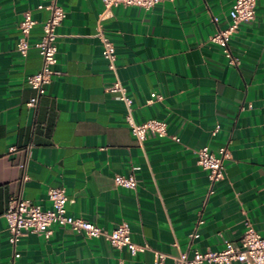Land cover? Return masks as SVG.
I'll use <instances>...</instances> for the list:
<instances>
[{"label":"crops","instance_id":"1","mask_svg":"<svg viewBox=\"0 0 264 264\" xmlns=\"http://www.w3.org/2000/svg\"><path fill=\"white\" fill-rule=\"evenodd\" d=\"M43 2L0 0V264L12 253L4 216L10 198L22 193L49 208L50 187H64L74 199L69 214L108 229L127 221L136 242L169 255L236 241L246 219L264 236V0L256 20L231 36L238 67L210 41L229 24L234 0L112 7L103 27L136 121H166L180 138L149 135L143 145L126 122L124 102L107 90L114 75L96 36L102 0H59L67 16L56 29V73L39 105L28 106L34 91L27 76L42 65L35 43L48 15L38 8ZM27 10L38 23L24 56L17 44ZM153 92L163 99L149 103ZM227 143L225 177L212 187L197 150ZM132 172L135 189L115 185V175ZM19 249V264H154L152 251L133 256L58 225L49 237H23Z\"/></svg>","mask_w":264,"mask_h":264},{"label":"built area","instance_id":"2","mask_svg":"<svg viewBox=\"0 0 264 264\" xmlns=\"http://www.w3.org/2000/svg\"><path fill=\"white\" fill-rule=\"evenodd\" d=\"M105 5V12L100 15L97 37L102 44V53L107 61L109 70L113 73L114 79L107 87V90L116 94L126 107V122L131 133L143 145L149 135L155 137H171L175 141H180L177 135L169 134L166 121L159 119H148L138 123L133 114V98L128 95L127 88L123 84L117 64L116 48L113 40L104 30L103 21L110 14L112 7L118 5H138L145 9H152L156 4L164 0H102ZM260 0H234L230 9V22L225 28H218L210 36V41L219 45L226 57L229 65L238 67L239 58L235 55L230 45L231 36L238 31L243 22H252L257 18V3ZM39 9L48 12L43 21V35L36 41L35 46L39 49L42 57L40 69L27 76V84L34 91L28 106L37 107L40 99L46 94L47 88L52 81V76L56 73L54 66L57 63V27L67 16L66 10L60 5L59 0H45L38 5ZM219 18L214 16L213 21L218 22ZM38 21L33 16L31 10L24 12L19 28L21 37L17 44V50L24 56L30 48V33ZM160 93H151L149 103L154 100H162ZM217 129L213 132L215 133ZM17 147H12L11 151H16ZM198 163L208 171L209 179L212 183L222 180L225 177V161L231 158L229 143L219 147L218 151H213L209 146H204L197 150ZM22 169L27 168V163H21ZM24 179H27L25 175ZM115 185L135 189L138 185V178L132 172L130 174H117L114 177ZM213 188L210 189V193ZM48 200L51 203L49 208H44L41 204L35 203L31 199L25 198L23 194L12 196L8 203V208L4 214L8 223L9 244L12 249L8 264H19L22 256L19 249L20 241L28 234L35 233L49 237L52 227H69L76 233L82 234L89 239H104L118 249L127 248L131 255L152 251L154 254V264H164L168 257L172 258L173 264H264V236L255 229L250 219L245 220V229L238 240L225 239L223 245L218 249H194L190 255V250L179 249L178 254L169 255L163 251L154 249L148 243H138L132 236V231L127 221L121 222L117 227L108 229L99 226L84 217L73 216L67 211V203L74 199L69 197L64 187H50L48 190ZM199 222H202V213H199ZM178 245L177 243H175Z\"/></svg>","mask_w":264,"mask_h":264}]
</instances>
